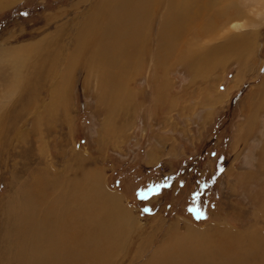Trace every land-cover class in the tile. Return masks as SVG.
I'll use <instances>...</instances> for the list:
<instances>
[{"label":"rangeland","instance_id":"obj_1","mask_svg":"<svg viewBox=\"0 0 264 264\" xmlns=\"http://www.w3.org/2000/svg\"><path fill=\"white\" fill-rule=\"evenodd\" d=\"M123 1L0 0V264H264V0Z\"/></svg>","mask_w":264,"mask_h":264},{"label":"bare ground","instance_id":"obj_2","mask_svg":"<svg viewBox=\"0 0 264 264\" xmlns=\"http://www.w3.org/2000/svg\"><path fill=\"white\" fill-rule=\"evenodd\" d=\"M162 1L163 0H150V1H146L144 5H141L142 2H140V3L138 2L139 3V6L137 8H139V9L142 10V7H144L143 10H148L150 7H153V4L157 5L159 2L162 3ZM171 1H172V3H171ZM213 1L215 3L217 2V0H213ZM219 1H221V0H219ZM122 2L124 4V1L123 0H122ZM167 2H170L169 4L171 6V9L172 8L173 9H178L179 11L182 10L183 12L181 14H184L186 18L188 17L187 18L188 19V22H183L184 24L182 26L179 25L180 26V29L182 30V32L179 31L181 34H183V32H185V34H186L189 31H196V33H193V34L195 36L198 35V37H199L201 35H204V33H206L205 35H207V32L206 31H208V32L209 31L210 32L214 31V34H215V31L216 30L220 29L221 27L222 28H226L229 24H231V26H233L235 29L246 26V25H242V23L231 22L235 18H240L242 16V12H241V8L240 7H238V8L235 7V8H232L231 10L229 9L230 11L216 10V11L211 12V8H212V6H211L212 4L211 3L212 2H205L204 5L202 4L200 6H197V0H168ZM135 3L137 4V0H136ZM114 6H116V7H114ZM111 9H113V10L114 9H117V5H111ZM173 9L171 10L172 14H173ZM163 15L164 14H162V16ZM125 17H127V16H125ZM133 17L135 18L137 16L133 15ZM190 17L195 18V20H197L198 22L195 23V21H190L189 20ZM203 17H205V18H203ZM187 19L185 21H187ZM199 19H200V21H199ZM136 21L137 22L140 21V18L138 20H136ZM125 24L126 23H124L122 25L124 26ZM193 24H195L194 27L196 28V29L194 28V30H192L193 29ZM174 33H176V34L179 35V33H178V31H176V29H172V31H170V33H169L172 42L175 41V39H174V36H175ZM211 35H212V33H211ZM232 35L234 36L236 34H232ZM232 35H229V37H233ZM121 43H122V45L125 44L124 42H121ZM232 43L233 42H231V44ZM237 44H238V48L237 47H234V48L235 49L237 48L239 50L240 49V46H243L241 44H244V43H237ZM234 45H236V44H234ZM189 50H191V48H186L185 49V54L188 52V55H190V54H196L197 55V53L199 52L197 49L194 50V51L193 50L189 51ZM180 54H182V53L180 52Z\"/></svg>","mask_w":264,"mask_h":264},{"label":"snow or ice","instance_id":"obj_3","mask_svg":"<svg viewBox=\"0 0 264 264\" xmlns=\"http://www.w3.org/2000/svg\"><path fill=\"white\" fill-rule=\"evenodd\" d=\"M221 171H222V169H221ZM196 196H199L200 195V193H196L195 194ZM146 211H149L148 209H146ZM201 215H202V213H201ZM199 218V217H198Z\"/></svg>","mask_w":264,"mask_h":264},{"label":"crops","instance_id":"obj_4","mask_svg":"<svg viewBox=\"0 0 264 264\" xmlns=\"http://www.w3.org/2000/svg\"><path fill=\"white\" fill-rule=\"evenodd\" d=\"M111 10H113V9H111Z\"/></svg>","mask_w":264,"mask_h":264}]
</instances>
